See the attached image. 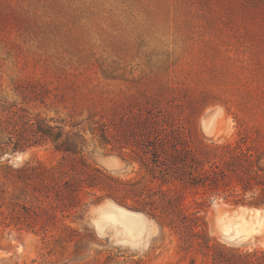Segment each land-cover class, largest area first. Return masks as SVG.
I'll return each instance as SVG.
<instances>
[{
	"label": "rangeland",
	"instance_id": "1",
	"mask_svg": "<svg viewBox=\"0 0 264 264\" xmlns=\"http://www.w3.org/2000/svg\"><path fill=\"white\" fill-rule=\"evenodd\" d=\"M249 2L0 0V191L23 204L19 191L13 194L12 174L26 165L61 162L46 143L14 151L18 137L10 111L66 122L93 116L117 128L123 115L159 113L182 127L191 147L199 149L218 146L205 143L199 129L213 112L220 123L223 108L236 122L224 145L262 153L264 165V0ZM131 150L89 142L85 158L118 178L129 176L131 168L136 178L139 151ZM234 190L238 196L223 189L184 191L187 212L200 210L204 219L209 248L178 230H161L146 214L158 225L147 248L116 245L112 233L101 239L88 212L103 198L84 212L58 214L45 231L20 230L0 216V264H264V249L241 252L208 236L205 217L213 194H223L229 205L257 207L254 198L246 201Z\"/></svg>",
	"mask_w": 264,
	"mask_h": 264
},
{
	"label": "trees",
	"instance_id": "2",
	"mask_svg": "<svg viewBox=\"0 0 264 264\" xmlns=\"http://www.w3.org/2000/svg\"><path fill=\"white\" fill-rule=\"evenodd\" d=\"M157 114L127 118L123 115L117 128V124L108 125L101 118L95 121L93 116L85 121L66 122L10 111L8 121L15 125L18 137L13 150L46 143L61 154V162L54 167L26 165L16 170L11 181L13 194L19 191L18 196L27 202L13 203L1 190L0 209L4 207L7 212L0 211V216L20 230L45 231L58 214L66 218L70 212H84L89 204L108 197L143 212L161 230H178L187 238L200 239L209 248L204 219L200 210L187 212L184 191L223 189L233 197L238 196L234 190L238 187L242 195L257 193L253 196L254 205L264 206L262 153L237 151L230 144L193 148L182 127L175 126L169 116ZM89 142L118 152L135 147L139 151L135 153L139 161L137 177L122 180L87 162L85 150ZM147 154L150 158L144 159ZM28 198L34 201L29 202ZM28 203L35 204L28 207Z\"/></svg>",
	"mask_w": 264,
	"mask_h": 264
},
{
	"label": "clouds",
	"instance_id": "3",
	"mask_svg": "<svg viewBox=\"0 0 264 264\" xmlns=\"http://www.w3.org/2000/svg\"><path fill=\"white\" fill-rule=\"evenodd\" d=\"M220 111L222 114L220 123L214 122L211 126L205 127L201 121L199 133L205 143L224 145L231 141L236 132L235 120L231 116L225 117L223 108ZM133 168L138 166L133 165ZM128 171L129 176L120 175L119 178L132 179L135 173L131 168ZM254 194L257 193L246 192L243 199L251 200ZM210 209L205 219L208 223V236L214 238L216 243L248 253L257 248L264 249V206L249 207L247 204L233 206L225 202L223 194H213L210 197ZM88 216L98 237L103 239L112 233L110 239L114 244L130 246L133 249L140 248L141 245L147 248V237L158 232V225L147 220L143 212L133 211L108 197L99 205L90 206ZM257 237L260 238L259 241ZM19 251L22 252L23 248Z\"/></svg>",
	"mask_w": 264,
	"mask_h": 264
},
{
	"label": "bare ground",
	"instance_id": "4",
	"mask_svg": "<svg viewBox=\"0 0 264 264\" xmlns=\"http://www.w3.org/2000/svg\"><path fill=\"white\" fill-rule=\"evenodd\" d=\"M214 115H215V112L209 114V115L205 118V120L203 121V124H204L205 127H206V126H211V125L214 123V121H213V120H214V119H213Z\"/></svg>",
	"mask_w": 264,
	"mask_h": 264
}]
</instances>
